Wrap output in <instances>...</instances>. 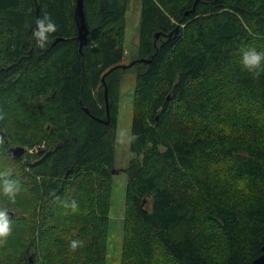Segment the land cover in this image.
<instances>
[{
  "label": "trees",
  "instance_id": "16d2710c",
  "mask_svg": "<svg viewBox=\"0 0 264 264\" xmlns=\"http://www.w3.org/2000/svg\"><path fill=\"white\" fill-rule=\"evenodd\" d=\"M75 4L0 0V164L34 202L11 212L35 237L9 264H107L113 139L132 67L118 264H250L264 246V74L239 60L264 50V0H141L134 61L151 62L129 68V0H83L81 51ZM45 15L58 28L39 48L32 32Z\"/></svg>",
  "mask_w": 264,
  "mask_h": 264
},
{
  "label": "clouds",
  "instance_id": "9594fccd",
  "mask_svg": "<svg viewBox=\"0 0 264 264\" xmlns=\"http://www.w3.org/2000/svg\"><path fill=\"white\" fill-rule=\"evenodd\" d=\"M57 24L51 16L39 17L32 35L34 43L39 48H46L52 34L57 32ZM242 70L257 77L264 74V50L254 46L242 50L239 60ZM244 188V184H240ZM34 202H31L29 193L23 188L14 175L11 164H0V264H9L8 258L19 257L33 241L35 233L18 227L11 215L12 210L27 215ZM66 207L75 210L78 204L75 200L66 202ZM84 241L71 239L70 248L75 250L82 247Z\"/></svg>",
  "mask_w": 264,
  "mask_h": 264
},
{
  "label": "rangeland",
  "instance_id": "374dc122",
  "mask_svg": "<svg viewBox=\"0 0 264 264\" xmlns=\"http://www.w3.org/2000/svg\"><path fill=\"white\" fill-rule=\"evenodd\" d=\"M141 9V0H129L126 18L125 49L123 62L127 65L137 55L138 24ZM136 68L128 69L123 75L120 88V98L117 115L116 132L113 139L114 168L112 179V197L109 230V255L107 264H118L119 247L122 238V209L124 206V193L128 176L126 167L129 162V142L133 112V96L135 87ZM6 143V142H5ZM34 149V150H33ZM26 149L27 153L43 150L39 148Z\"/></svg>",
  "mask_w": 264,
  "mask_h": 264
},
{
  "label": "water",
  "instance_id": "95a60500",
  "mask_svg": "<svg viewBox=\"0 0 264 264\" xmlns=\"http://www.w3.org/2000/svg\"><path fill=\"white\" fill-rule=\"evenodd\" d=\"M36 3V2H35ZM38 7H37V3H36V16L38 17ZM74 17H75V21H76V25H77V39L79 41V50L81 51L83 45H85L86 41H87V34H88V30L86 28V20H85V13H84V8H83V0H76V4H75V9H74ZM158 37V35H157ZM61 39H55L53 42H51L50 44H48V46L54 45L56 42L60 41ZM135 62H142V63H150L151 60L149 59H144V58H140L137 61H132L127 65H123L121 66L122 68H129L131 66H133L135 64ZM103 81V79H102ZM106 93L107 90L105 89V107L107 110V118L109 117V107H108V100L106 97ZM0 136L4 137V133L2 131H0ZM7 143V141H6ZM10 152L14 157H21L24 156L26 154V149L24 147L21 146H16V147H12L10 148ZM71 170H69L65 176H67L69 174ZM116 172L115 170H113V173ZM261 254L255 258L251 264H264V246L261 249ZM29 263H32V257L29 258Z\"/></svg>",
  "mask_w": 264,
  "mask_h": 264
},
{
  "label": "flooded vegetation",
  "instance_id": "af4514ba",
  "mask_svg": "<svg viewBox=\"0 0 264 264\" xmlns=\"http://www.w3.org/2000/svg\"><path fill=\"white\" fill-rule=\"evenodd\" d=\"M132 61H134V59L132 60ZM135 65V64H134ZM106 124H108V122L106 121Z\"/></svg>",
  "mask_w": 264,
  "mask_h": 264
},
{
  "label": "bare ground",
  "instance_id": "6f19581e",
  "mask_svg": "<svg viewBox=\"0 0 264 264\" xmlns=\"http://www.w3.org/2000/svg\"><path fill=\"white\" fill-rule=\"evenodd\" d=\"M13 156V155H12ZM251 264V263H250Z\"/></svg>",
  "mask_w": 264,
  "mask_h": 264
}]
</instances>
